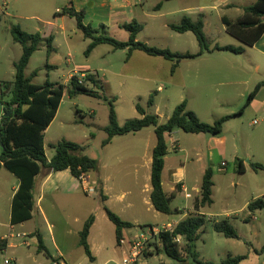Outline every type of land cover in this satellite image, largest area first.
<instances>
[{
	"label": "rangeland",
	"instance_id": "rangeland-1",
	"mask_svg": "<svg viewBox=\"0 0 264 264\" xmlns=\"http://www.w3.org/2000/svg\"><path fill=\"white\" fill-rule=\"evenodd\" d=\"M227 1L235 6L226 8L219 4L221 6L214 10L211 7L218 4L214 0H188L192 7L197 2H202L207 7L209 19L206 34L211 49L217 45L244 47L237 38L226 31L221 17L236 20L242 15L244 6L251 5L256 0ZM159 2L160 0H0V95L2 83L14 82L15 65L23 55L22 45L14 40L11 33L13 25H19L22 31L29 34L40 32L45 33L47 38H54L53 46L56 51L48 55L46 40L43 39L26 68L27 77L37 72V76L32 79L34 85L40 86L47 81L64 84L70 74L80 76L82 71L94 76L97 87L91 84H88V87L101 93L103 98L88 95L71 98L65 93L54 120L45 132V152L46 156L51 158L56 153L54 146L58 143H77L85 147L83 154L96 159L99 166L114 168L117 190L128 188L134 191L135 196L138 194V226L129 230L128 237L144 236L146 240L143 241L136 264L199 263L192 258L179 263L164 252L157 253L158 249H162V245L157 235H152L151 227L163 228L167 221H179L182 214L165 215L157 212L151 204L149 159L151 160L152 148H147L146 142L149 138L148 132L153 131L152 127L146 128L143 131L145 133L135 139L132 136L121 137L112 145L102 147V142L107 136L105 127L109 123V102L115 98L113 104L120 125L140 116L136 110L138 103L150 113L158 111L157 113L166 116L183 102H180L182 95H185L184 99L189 97L188 109L191 108L205 123L213 124L223 117L237 115L224 124L223 133L219 136L206 134L205 138H200L183 134L181 143L185 149L184 153L176 154L170 142V163L174 164V169L185 166L183 173L186 176L187 190L192 195L191 198H185L184 193H177L171 206L174 210L196 212L194 204L196 198H200L202 176L205 167L209 165L214 174V203L201 208V213L207 215L209 221L203 228L200 239L195 243L199 260L203 263L222 264L229 255H245L247 258L240 264H263L264 209L250 214L246 204L264 198V170H255L251 166H264V106L258 104L251 109L245 105L248 96L264 81V57L254 48H245L243 54L215 51V57H209L203 65L202 74H209V77L199 78L197 82L194 75L195 71L200 69L201 63L197 67L194 66L196 61L184 60V63L181 62L182 73L188 86L183 87L186 83L181 82L180 74L174 76L173 82L169 80L171 62L162 58L153 59L141 51H136L127 60V49L115 50L110 45H100L87 57L85 51L91 40L84 37L77 27L76 19L57 15L58 11L72 5L75 10L82 12L85 26H90L98 35L106 34L121 42L129 40V33L119 25L135 20L144 26V30L137 36V41L151 47L168 48L173 52L180 50L176 53L181 55L197 54L200 48L193 33L180 37L168 27L169 24L180 23L173 12L182 9L187 1H166L160 12L154 10ZM108 3L112 7H109ZM129 3H133V6ZM187 11L180 17L190 16L194 20L197 19V16L189 15L195 13L194 10ZM150 60H159L161 63L154 64ZM185 64L192 65L186 67ZM81 77L83 78L82 75ZM201 85H206V88H199ZM160 86L163 90L157 91ZM151 95L154 97V105L148 108L147 103ZM263 97L264 87L256 98L262 100ZM241 111L242 114L239 115ZM2 115L0 107V119ZM255 121L258 123L255 124ZM154 144L155 136L152 135L151 147ZM239 161L246 164V172L238 171ZM223 162L226 163L224 167ZM134 176L139 178L138 188L133 187ZM5 181L0 179V193L7 188L10 191L9 184ZM164 189L169 193L170 188L166 183ZM89 206L97 210V203H91ZM8 210L9 205L1 199V223L7 221ZM133 213H136V210ZM49 217L50 225L53 226L51 234L47 225L37 218L29 222L26 229H40L46 249L53 258L47 256L45 251H38V240L28 239L30 245L27 246L17 238L15 253L20 257L22 264H54L58 247L69 252V264H105L107 261L109 262L106 264H121L129 251L126 244L121 248L117 246L116 238L111 234L116 249L105 251L97 255V260L90 261L73 236L69 242H62L59 236L60 228L54 220L56 216L50 213ZM244 217L249 220L244 221ZM222 219L230 220L238 233L237 239H228L214 231V221ZM99 225L108 233V226L101 221ZM180 246H185L183 240ZM3 260L4 257H0V264Z\"/></svg>",
	"mask_w": 264,
	"mask_h": 264
},
{
	"label": "trees",
	"instance_id": "trees-1",
	"mask_svg": "<svg viewBox=\"0 0 264 264\" xmlns=\"http://www.w3.org/2000/svg\"><path fill=\"white\" fill-rule=\"evenodd\" d=\"M171 0H160L154 10L162 9L164 2ZM57 15L68 16L77 21V27L83 32L86 39L91 40L85 55L88 57L98 46L110 45L115 50H128L127 60L133 52L141 51L152 57H160L172 63L171 72L174 73L184 60H194L203 54L214 51H229L234 54H243L246 47L254 46L264 34V0H256L252 5L244 7V12L237 20H230L223 17L222 21L226 31L237 38L244 47L215 46L210 48L208 38L205 33V24L200 16L196 20L189 16H184L179 24L170 26L176 33L192 32L198 42L199 52L197 54H184L173 52L168 48H157L148 46L137 41V36L144 30V26L133 20L130 23L121 25V28L129 33V40L118 41L106 34L98 35L97 31L90 26L83 24V14L70 5L60 10ZM2 20L0 14V22ZM11 33L14 40L23 47V55L15 65V80L13 83H2L0 95V107L3 111L0 125V169L6 168L14 174L20 181L12 201L11 223L13 225L27 222L33 218L35 210V179L42 169H49L53 172L69 169L72 175L79 179L82 174H88L98 169V161L83 154L85 147L77 143L62 141L54 146L56 153L48 160L45 152V132L54 120L61 105L65 93L71 98L79 95H88L102 99L101 93L90 89L88 84L97 87V80L94 76L86 72L83 78L72 76L67 85L51 83L47 81L43 85H34L32 79L37 76L34 72L31 77L25 74L26 68L32 55L39 49L42 35L38 32L29 34L21 30L19 25H13ZM54 38L49 36L46 40L48 55L54 53ZM55 68L54 66H48ZM264 87V81L259 83L255 90L248 96L245 107L250 106L256 98L258 92ZM9 98L8 100L6 98ZM107 100V99H105ZM115 98L109 102V123L105 127L106 138L102 142V147L109 145L115 137H122L135 134L146 128H154L156 144L152 150L151 165V193L150 200L153 208L165 215L181 214L180 210H174L171 206L173 196H168L163 188L162 175L165 167V157L168 153L166 134L179 129L188 134H209L219 136L223 133L224 124L232 119L231 115L223 117L213 124L203 122L193 111L188 109L187 101H183L175 107L170 117L165 122H160V117L155 113L148 112L141 104L136 105V110L140 115L138 118L127 120L123 125L118 122L117 113L114 108ZM154 105V97L150 96L147 107ZM9 114L7 118L4 115ZM242 114V111L239 115ZM255 170H264L261 164H251ZM238 171H245L242 161L238 162ZM214 181L213 170L208 167L202 176L200 189L199 208L211 206L213 201ZM247 209L250 214L264 209V198L251 201ZM109 220L116 227V241L118 245L123 240V231L131 229L134 225L123 221L115 213L106 210ZM94 216H90L85 222L80 232V246L84 249L89 260H93L92 252L88 244L90 229L94 223ZM208 216L198 212L189 213L173 228L172 231L161 232L157 239L162 245L157 253L164 252L169 258L179 263L186 262L192 258L199 264H216L213 262L203 263L199 260L195 243L200 239L203 228L208 223ZM214 231L223 234L228 239H237L238 233L232 226L229 219L214 221ZM184 241L185 246L181 248L180 242ZM8 247V241L0 238V251ZM264 249V248H263ZM39 252L45 251L46 255L52 257L43 242L38 240ZM247 257L245 255H229L222 264H240ZM55 262L57 260L54 259ZM264 264V263H263Z\"/></svg>",
	"mask_w": 264,
	"mask_h": 264
},
{
	"label": "crops",
	"instance_id": "crops-1",
	"mask_svg": "<svg viewBox=\"0 0 264 264\" xmlns=\"http://www.w3.org/2000/svg\"><path fill=\"white\" fill-rule=\"evenodd\" d=\"M171 1H177V0H171ZM180 1H187V2L185 3V6L183 5L181 7L182 9H178L175 12H173L174 15L177 16L179 20L178 22H180L183 18V17L182 18L180 17L182 13L188 12L187 10H190V9L192 11L194 10L195 13L189 14V15L197 16L196 18L201 16L203 18L204 24H205L204 30L206 33V27L208 24L207 20L209 19L208 14L206 12L207 7L204 6L202 2H197L194 5V7H192L191 5H189L188 0H180ZM214 2H218V4H215L214 6L211 7L214 10L218 9L221 6L219 4H222V6L226 8L235 6L234 3H230L227 0L226 1L214 0ZM129 4L130 6H133V3H129ZM108 5L109 7H112L110 3H108ZM161 10H159V12ZM61 17H68V16H61ZM223 17H226V16H223ZM223 17H221V21ZM171 25H174V24H169L168 27L170 28ZM119 26L121 28V25ZM223 26L225 25L223 24ZM188 33H192V32H186L183 34L177 33V35L181 37L183 35H187ZM40 34L42 35V40L43 39L47 40L45 33H40ZM246 48H254L255 50L258 51V53L261 56L264 57V34L254 46L246 47ZM135 52H133V54ZM174 52H180V50H176ZM182 52H188V51H182ZM214 52L205 53L201 57L191 60V61H196L197 64H194V66L197 65V67L201 63L199 66L200 69L195 71L194 77L196 78L195 79L196 82L199 81V78L209 77V74L208 76H204L202 74V70H203V65L206 63L207 59H209V57H211V59L215 57ZM149 57H152V56H149ZM152 58L158 59L160 57H152ZM150 61L154 64L161 63V62H158L159 60H150ZM183 63H181L179 68L174 73L171 72V76L169 80L173 82L174 76L178 73L180 74V78L182 79L181 82L186 83V85H184L183 87H187L188 86L187 82L182 73ZM185 65L186 67H190L192 64H185ZM82 72H86V71H82ZM216 72H218V70H216ZM73 75H75V73L69 75V77L66 79L64 83L65 85L69 83L70 78ZM84 75L85 74H82V76ZM179 86H182V85H179ZM199 88L201 89L206 88V85H201ZM162 90L163 88L161 86L158 87L157 89V91H162ZM184 98H185V95H182L180 102L187 100L188 102L187 104L189 106L190 104L189 97L186 99ZM258 104H260L261 106H264V97L262 100L255 98L249 107L253 109ZM172 111L166 116L160 113H157L158 111H156L155 114H158V116L160 117V122H165L172 114ZM143 131H140L135 134H129V135L122 136V137L132 136L135 139L138 137V135H141V133H145ZM183 134H188V133H184L183 131L176 129L172 131L171 133L166 134L167 146L170 144V142H172L173 149L176 152V154L185 152V149L182 147V143H181ZM148 135H149V138L146 142V147L149 149L152 148L150 149L151 160L149 159V164H150L149 178L151 180L152 150L156 144V138H155V144L153 145V147H151L152 146L151 145L152 135L155 136L154 128H153V131L150 130L148 132ZM191 135H196L200 138L206 137V134H203V133L202 134H191ZM118 138H121V137H115L112 140V142L109 145H107V147L112 145L115 141H117ZM196 154L197 156L199 155V153H196ZM169 156H170V149L168 146V153L165 157V167H164V171L162 175V181H163V188L166 183L169 186L170 191L168 193L164 189L165 193L168 196H173V197H175L177 193H184L185 198H191L192 195L187 190V185L185 181L186 176L183 173V169L185 168V166L182 165L183 168L178 167L177 169H174L175 168L174 164L170 163ZM51 158H48V160H50ZM243 165L245 169L244 172H246L247 167L244 162H243ZM224 166H226V163L223 162L222 167ZM103 167L98 165V169L96 171H91L87 174L90 180L96 183V193H93V194H88L83 190L80 181L78 180V178L72 175L69 169L58 171V172H53L49 169H42V171L37 175L35 179L34 197H35L36 205H35V210L33 213V218L27 222L17 224V225H13L11 223V214H12V201H13V198H14V195L17 189L19 188L20 181L14 174H12L6 168L2 167L0 169V179L6 180L5 182H8L10 191H8V188H7L5 189L3 193L2 192L0 193V200L4 199L6 201L7 206L9 205L7 221H5L4 223L0 222V238L6 239L8 241V247L4 251H0V257L9 256L10 258H13L17 262V264H22L20 257H17L15 253L16 248H17V245L15 244V240L17 238H20L23 244L29 246L30 244L28 242V239L30 241L39 240V238L43 239V236L39 228L38 229L37 228L26 229V225L29 222L34 221L36 218L41 219V221H43L47 225V227L49 228V232L51 234L53 226L50 225L51 224L50 217H49L50 213L56 216L54 220L58 223V227L60 228L59 236L62 242L63 243L69 242L71 237L73 236L74 239L78 240L79 245H80V232L82 231L85 222L90 216L92 215L94 216L95 220L90 229V234L88 237V244L90 246L92 256H93L92 261L98 259L97 255H100L105 251H109L110 249H113V250L116 249V244L115 242H112V239H111L112 235H114L116 238V227L109 220L106 210H109L115 213L123 221L132 223L134 227L131 229H134L138 226V221H137L138 216H139L138 214L139 201L137 198L138 194L135 196L134 191L128 188L127 189L121 188L117 190L115 188L117 184V181H116L117 177L116 175H114V171H115L113 170L114 168L108 167L106 165H104ZM208 167H205V169ZM205 169L204 171H206ZM136 170H139V169H136ZM132 182H133V187L138 188L139 186L138 176H134L132 178ZM151 190H150V193H151ZM187 195H190V197H187ZM198 202H199V197L196 198L194 209L196 212L198 210V212L201 213V208L198 207L199 205ZM91 203L92 204L97 203V210L91 209V207L89 206V204ZM248 204L249 203L246 204V207L248 206ZM134 210H136V213H133ZM181 212H182L181 213L182 218L179 221H174V222L167 221L166 225L171 224L173 227H175L177 223L183 220L189 213H194V212H191V210L186 211V212H184L183 210ZM169 216H172V215H169ZM248 220L249 218L244 217V221H248ZM99 221H101L105 226H108V229H109L108 233H106L104 229L99 225ZM151 228H155V227L152 226ZM131 229H125L123 231V240L121 241L119 245L116 241L117 246L121 248L124 244H126L127 247L130 248L131 241L137 237V236L128 237L129 230ZM43 242H44V239H43ZM67 257H69V252L62 247H58L57 256L55 260L57 261L59 260V262H64V263L69 264L67 261ZM108 262L109 261H107L106 263ZM55 263H58V262H55Z\"/></svg>",
	"mask_w": 264,
	"mask_h": 264
},
{
	"label": "built area",
	"instance_id": "built-area-1",
	"mask_svg": "<svg viewBox=\"0 0 264 264\" xmlns=\"http://www.w3.org/2000/svg\"><path fill=\"white\" fill-rule=\"evenodd\" d=\"M255 124L258 122L255 121ZM82 185L83 190L88 194L96 193V183L91 181L87 174H82L78 179ZM187 197H190V195H187ZM173 226L171 224H167L163 226V228H151L152 235H158L161 232H167L172 231ZM146 240V237L140 236L134 238L130 243V248L127 253V255L123 258L121 264H136L138 262L139 256L141 254V250L143 248V241ZM180 239H177V242H179ZM2 264H17V262L10 257H4ZM54 264H67L64 262H58Z\"/></svg>",
	"mask_w": 264,
	"mask_h": 264
},
{
	"label": "water",
	"instance_id": "water-1",
	"mask_svg": "<svg viewBox=\"0 0 264 264\" xmlns=\"http://www.w3.org/2000/svg\"><path fill=\"white\" fill-rule=\"evenodd\" d=\"M8 116H9V114L4 115L5 118H7ZM0 120H1V119H0ZM0 125H3V123H1ZM0 136H1V129H0ZM0 148H2V144H1V142H0Z\"/></svg>",
	"mask_w": 264,
	"mask_h": 264
},
{
	"label": "flooded vegetation",
	"instance_id": "flooded-vegetation-1",
	"mask_svg": "<svg viewBox=\"0 0 264 264\" xmlns=\"http://www.w3.org/2000/svg\"><path fill=\"white\" fill-rule=\"evenodd\" d=\"M0 124H1V122H0Z\"/></svg>",
	"mask_w": 264,
	"mask_h": 264
}]
</instances>
